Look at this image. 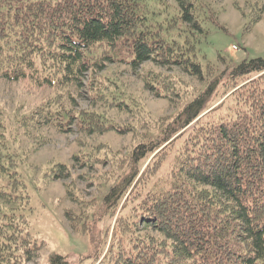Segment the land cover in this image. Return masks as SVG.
I'll return each mask as SVG.
<instances>
[{"label":"trees","instance_id":"obj_1","mask_svg":"<svg viewBox=\"0 0 264 264\" xmlns=\"http://www.w3.org/2000/svg\"><path fill=\"white\" fill-rule=\"evenodd\" d=\"M173 2L0 0V79L42 94L33 109L12 115L0 102V264H26L45 246L29 231L24 142H43L47 128L121 132L147 121L114 127L101 113L68 108L66 93L85 72L97 100L136 113L135 103L106 93L92 73L109 62L136 68L147 60L195 77L209 70L201 43L222 27L205 0ZM218 84V103L209 105L210 85L177 114L175 129L130 152L133 173L103 197L106 221L119 212L106 250L90 238L92 264H264V58L238 62ZM157 150L138 177L135 165ZM65 166L48 165L42 177H62ZM66 215L84 228L82 214ZM48 264L67 261L50 255Z\"/></svg>","mask_w":264,"mask_h":264},{"label":"rangeland","instance_id":"obj_2","mask_svg":"<svg viewBox=\"0 0 264 264\" xmlns=\"http://www.w3.org/2000/svg\"><path fill=\"white\" fill-rule=\"evenodd\" d=\"M164 1L176 5L173 0ZM205 1L222 30L211 27L201 43L210 64L204 76L195 77L177 66H164L151 60L136 68L109 62L92 73L106 93L115 92L135 103L136 113L127 108L117 110L97 100L89 87V72L80 78L78 88L66 93V106L73 111L101 113L114 127L132 124L141 117V120H147L142 126L134 131L116 132L114 129L88 134H80L74 127L68 132L47 128L43 142L36 144L28 140L23 143L27 160L19 170L30 197L29 231L45 242L37 252L38 256L26 264H48L50 255L62 256L67 264H92L90 238L97 242L94 243L96 247L104 246L106 250L119 212L117 210L111 220L106 221L108 206L103 204V197L116 181L133 173L128 158L133 148L140 142H159L165 136H162L165 128L175 129L177 114L210 85L213 91L209 105L218 103L222 92L218 81L226 78L238 62L264 58V0ZM41 98L42 94L27 90L23 82L0 79V102L11 115L33 109ZM158 150L135 165L134 169H139L138 177ZM55 162L66 165L64 175L57 179L43 178L42 172ZM66 214L73 219L82 214L84 228L79 224L72 227ZM104 226L109 228L106 243L102 245ZM150 231L148 227L142 230L145 234Z\"/></svg>","mask_w":264,"mask_h":264}]
</instances>
